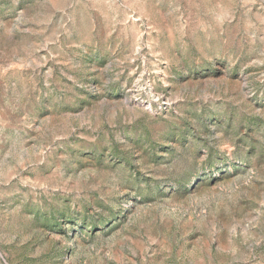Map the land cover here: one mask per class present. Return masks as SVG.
Segmentation results:
<instances>
[{
    "label": "rangeland",
    "instance_id": "rangeland-1",
    "mask_svg": "<svg viewBox=\"0 0 264 264\" xmlns=\"http://www.w3.org/2000/svg\"><path fill=\"white\" fill-rule=\"evenodd\" d=\"M0 264H264V0H0Z\"/></svg>",
    "mask_w": 264,
    "mask_h": 264
}]
</instances>
